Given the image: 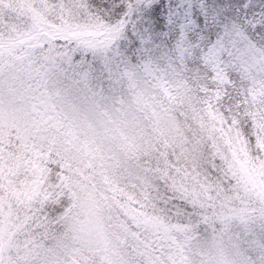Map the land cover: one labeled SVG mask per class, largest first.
Returning <instances> with one entry per match:
<instances>
[{
	"label": "snow or ice",
	"instance_id": "1",
	"mask_svg": "<svg viewBox=\"0 0 264 264\" xmlns=\"http://www.w3.org/2000/svg\"><path fill=\"white\" fill-rule=\"evenodd\" d=\"M0 264H264V0H0Z\"/></svg>",
	"mask_w": 264,
	"mask_h": 264
}]
</instances>
